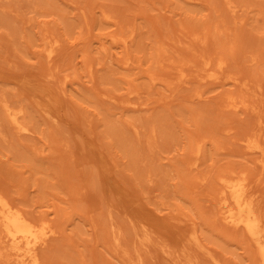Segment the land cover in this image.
<instances>
[{
  "label": "rangeland",
  "instance_id": "obj_1",
  "mask_svg": "<svg viewBox=\"0 0 264 264\" xmlns=\"http://www.w3.org/2000/svg\"><path fill=\"white\" fill-rule=\"evenodd\" d=\"M191 1L0 0V190L56 231L38 250L42 264H257L245 234L220 221L216 178L244 173L264 211L261 157L242 141L257 133L264 145V0H232L235 14L223 0ZM44 32L60 43L49 64ZM110 33L130 35L127 48L108 42ZM205 59L211 70L223 60L218 84L206 80ZM227 95L247 109L229 111ZM3 102L22 108L26 137L6 121ZM195 142L202 155L192 172ZM90 143L138 198L153 244L141 241ZM192 228L212 258L189 242ZM112 229L120 231L116 251ZM0 264H20L1 227Z\"/></svg>",
  "mask_w": 264,
  "mask_h": 264
},
{
  "label": "bare ground",
  "instance_id": "obj_2",
  "mask_svg": "<svg viewBox=\"0 0 264 264\" xmlns=\"http://www.w3.org/2000/svg\"><path fill=\"white\" fill-rule=\"evenodd\" d=\"M186 1L187 0L185 1L182 0V2H186ZM191 2L193 3V0ZM223 3L226 9L231 14L236 13V9L238 6L232 0H223ZM101 17L104 19V20L102 19L103 22L105 21L109 25L112 22V21L110 22L109 20L112 18L111 15L105 12L102 13ZM221 32L225 34L224 30H221ZM44 33H46V35H43L44 36L43 38L40 37L44 45L42 56L46 64H49L54 60L57 50L60 47V43L56 38H51L50 35L48 36V32H44ZM107 36H109L108 42H110L115 46H121L123 48H127V45L131 40L130 35L124 36L118 33L117 34L110 33ZM104 47L102 46V49H104ZM85 57L86 59L82 58L83 60L82 59L81 60L82 61L87 60V56ZM121 65L125 66V67L123 66L124 69L127 68V66L129 65V57L126 56V52L124 53V56L121 59ZM223 66H224L223 60H219L215 66V69L211 70L210 60L205 59L202 62L201 69L203 71L208 72L205 75V77L209 83L218 84L223 77L221 73ZM88 72H90V70H88ZM88 76H91V74ZM179 77H180L179 78L180 82L186 83L185 76L182 75V72H180ZM225 79H231L232 81L236 80V78L230 76H226ZM29 81H30L29 78H25L20 81V84L26 85L27 82ZM67 81H68V76L63 75L61 79V83H62L61 90L59 92L54 93L55 95L54 101L58 105H61L63 101L64 89L66 83L69 82ZM200 96L201 94L199 93L196 94V97L199 98ZM224 106L228 108L229 111L234 113H237L238 111H242V109L243 110L247 109V104L245 99L236 98L233 95L225 96ZM1 109L3 112L2 114L4 115L6 121L15 130L17 134L26 137L30 133V129L27 123L24 121L22 108H15L3 102L1 105ZM250 111H254V109L251 108ZM259 124L260 122H258V125ZM258 130H260V126L257 127V130H255V132H257ZM153 131L150 132L149 140H152V138L154 137ZM242 141L244 142L243 147L246 150H249L248 151L249 153L258 154L261 157V159L259 160L260 162L259 167L264 172V145L261 144L259 138H257V133L254 134V137L251 135L247 138L242 139ZM153 143L154 144L156 143L155 140ZM149 144H151V142ZM201 146L199 143L193 145V149L191 150L192 152L190 154L191 156L189 155L190 159L188 158L189 161L187 162L188 167H186L188 168V171L190 170L193 172V170L194 171L195 169L197 170V167L199 165V160L202 155ZM89 147L99 163L101 172L103 173V177L106 180V183L113 182L112 187L116 197L121 201L126 202L128 207L127 212L129 211L131 212V214H133L131 218H136L135 221L137 225L136 229L142 238L141 241L153 244L156 241V239L154 241V236L151 233H155V231L153 229H150L147 226V223H145L144 220L146 218L142 213H140L141 206L139 205L138 198L134 194H132L128 190V188L125 187L119 180H116L112 172L114 166L111 163H109V161L98 150V148L92 143L89 144ZM155 147H157L156 144ZM154 152L155 151H153V154ZM148 177L150 178V175H148ZM149 178L146 180H148L149 185H151L150 183L153 181L150 182ZM216 180H217V185L219 186L217 208L220 215L219 217L221 223L228 228L234 230H241L248 238V240L251 242L255 250L257 264H264V211H263L262 201L260 200L261 195L259 196V193L257 195V193L251 191L249 183L247 181V177L242 172L240 173L230 172L229 174H218ZM262 192L264 193V189ZM0 227L3 234L4 246L9 247L13 251L14 257L18 262H20V264H42L39 259L38 250L46 246L48 241L51 238H53L54 234L56 233V231L53 229L52 225L48 220L31 219L21 208L10 202V200H8V198L2 193L1 190H0ZM112 230H114L113 232L115 233L114 240L116 243L114 245L115 249L113 250L116 251V248H118L117 245L119 244L118 238H120L119 236H117V233L120 234V231L118 232V229H112ZM188 240L191 244H193L192 246L196 248L199 252H201L205 256H209L210 258H212V256L206 250L204 244H202V242L200 241V237L198 236L196 229L194 228L191 229V231L188 234ZM157 243H161L160 252L165 253L170 257L172 252L164 249V246L166 245H164V243H162L161 241ZM118 250L119 249H117V252ZM188 264H194V261L188 259Z\"/></svg>",
  "mask_w": 264,
  "mask_h": 264
}]
</instances>
